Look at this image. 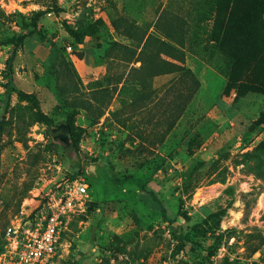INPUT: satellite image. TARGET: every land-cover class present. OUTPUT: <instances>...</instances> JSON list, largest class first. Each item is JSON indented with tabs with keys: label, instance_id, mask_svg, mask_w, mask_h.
I'll return each instance as SVG.
<instances>
[{
	"label": "rangeland",
	"instance_id": "1",
	"mask_svg": "<svg viewBox=\"0 0 264 264\" xmlns=\"http://www.w3.org/2000/svg\"><path fill=\"white\" fill-rule=\"evenodd\" d=\"M210 4L0 0V264L16 260L9 228L81 179L47 264H264V88L226 89ZM36 19L12 82L10 41ZM67 120L77 153L49 131Z\"/></svg>",
	"mask_w": 264,
	"mask_h": 264
},
{
	"label": "trees",
	"instance_id": "2",
	"mask_svg": "<svg viewBox=\"0 0 264 264\" xmlns=\"http://www.w3.org/2000/svg\"><path fill=\"white\" fill-rule=\"evenodd\" d=\"M209 15L215 14L214 34L212 40L218 43L219 49L226 56L229 63L227 71L226 89L233 87L240 91H248L264 88V0H208ZM32 29L24 32L21 36L13 38L10 43L14 48L7 65L12 73L17 53V48L24 43L28 37L39 32L37 19L33 20ZM250 69L258 70V74L253 79L247 78ZM22 99L33 103L37 110L39 119L47 125H52L53 119L43 110L41 100L37 94L27 92L22 89L17 90ZM68 123L71 122L67 120ZM69 150L78 152L76 140L72 141ZM79 165V164H78ZM77 165V166H78ZM164 217L171 222L163 208ZM186 229L190 227L185 226ZM185 241L200 246L187 233Z\"/></svg>",
	"mask_w": 264,
	"mask_h": 264
},
{
	"label": "built area",
	"instance_id": "3",
	"mask_svg": "<svg viewBox=\"0 0 264 264\" xmlns=\"http://www.w3.org/2000/svg\"><path fill=\"white\" fill-rule=\"evenodd\" d=\"M73 49L71 44L67 45ZM89 186L85 179L77 180L68 185L64 193L63 205L57 211L44 216L36 225L28 227H10L8 233H13L14 252L16 260L7 264H47L57 253L61 244L64 229L63 212L77 205H85V196Z\"/></svg>",
	"mask_w": 264,
	"mask_h": 264
},
{
	"label": "water",
	"instance_id": "4",
	"mask_svg": "<svg viewBox=\"0 0 264 264\" xmlns=\"http://www.w3.org/2000/svg\"><path fill=\"white\" fill-rule=\"evenodd\" d=\"M49 131L54 138H60L69 146L72 140V128L70 123L62 122L57 126H50Z\"/></svg>",
	"mask_w": 264,
	"mask_h": 264
}]
</instances>
